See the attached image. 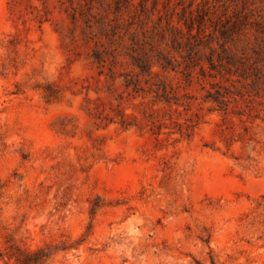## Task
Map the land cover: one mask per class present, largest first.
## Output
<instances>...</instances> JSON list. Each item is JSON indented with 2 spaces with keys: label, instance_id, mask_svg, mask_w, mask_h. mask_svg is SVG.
I'll use <instances>...</instances> for the list:
<instances>
[{
  "label": "rangeland",
  "instance_id": "rangeland-1",
  "mask_svg": "<svg viewBox=\"0 0 264 264\" xmlns=\"http://www.w3.org/2000/svg\"><path fill=\"white\" fill-rule=\"evenodd\" d=\"M116 1L0 0V264H264V0Z\"/></svg>",
  "mask_w": 264,
  "mask_h": 264
},
{
  "label": "trees",
  "instance_id": "trees-1",
  "mask_svg": "<svg viewBox=\"0 0 264 264\" xmlns=\"http://www.w3.org/2000/svg\"><path fill=\"white\" fill-rule=\"evenodd\" d=\"M120 0L116 1V4L118 5V7H120ZM140 6L142 8L143 11H147V6L144 4V2H140ZM189 28V34L191 35V37H196V34L192 33V25H187ZM169 30L171 31L172 35L170 36L171 42H172V46L175 47L176 44L178 46H182L181 44V40L178 37V32H180V28L176 25L173 24L172 21H170L169 23ZM196 45H192V43H188L187 48H186V54H185V61L186 62V72H188V70H190L191 67L193 66H200L201 70H204L203 65H201V61L200 60V50L195 48ZM183 47V46H182ZM214 49L211 50V54L207 56V61L209 62L210 66L213 68L215 66V58H214ZM224 51V49H223ZM219 57L221 55H218ZM134 58V62L135 65L139 68V73L140 74H150L151 73V65L148 63V59L145 56H141V57H133ZM158 63L161 65V67L163 69H171V70H175V71H179L178 70V66L179 64L175 63L174 58L168 54H165L163 52L159 53L158 56ZM184 69H182L183 72ZM139 83V79L137 78H129L126 79V85L130 86V85H137ZM167 90H164V96L167 95ZM217 100V99H215Z\"/></svg>",
  "mask_w": 264,
  "mask_h": 264
}]
</instances>
